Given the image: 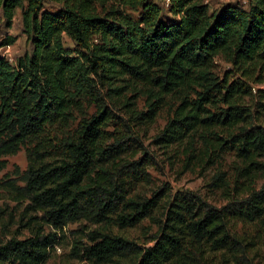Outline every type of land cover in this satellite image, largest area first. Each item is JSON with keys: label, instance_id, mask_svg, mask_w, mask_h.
<instances>
[{"label": "trees", "instance_id": "trees-1", "mask_svg": "<svg viewBox=\"0 0 264 264\" xmlns=\"http://www.w3.org/2000/svg\"><path fill=\"white\" fill-rule=\"evenodd\" d=\"M65 1L49 12L42 0H27L21 22L31 52L15 68L0 56V156L29 143L23 183L7 181V189L27 201L25 211L35 213L26 224L27 237L0 241V264H44L72 222L112 219L122 229L151 217L161 200L156 192L150 198L128 194L132 181L146 177L150 156L144 151L146 158L126 160L122 155L138 149L134 128L152 123L168 97L177 105L154 140L172 145L196 136L203 158L232 151L245 179L219 207L190 191L169 194L163 218L154 220L151 245L87 231L85 241L73 240L68 256L92 264L128 256L131 264H213L229 253L242 263L257 244L232 232V222L264 221V183L253 185L264 173V125L252 121L253 110L245 104L250 83L264 73V0H250L247 9L226 3L212 13L200 0H169L172 19L166 21L152 0H118L141 9L136 21L118 8L97 14L96 3L102 8L109 0ZM19 6L21 0H0L7 27ZM62 33L80 47L79 55L65 52ZM14 41L6 36L3 45ZM217 56L232 67L222 78L213 71ZM98 86L121 100L144 87L152 101L145 111L124 101L120 116ZM260 97L253 107L264 114V92ZM84 99L95 110L80 119L72 135L51 129L66 128L71 111H83ZM217 100L223 106L216 107ZM106 125L111 130H104ZM4 166L0 160V170Z\"/></svg>", "mask_w": 264, "mask_h": 264}, {"label": "rangeland", "instance_id": "rangeland-1", "mask_svg": "<svg viewBox=\"0 0 264 264\" xmlns=\"http://www.w3.org/2000/svg\"><path fill=\"white\" fill-rule=\"evenodd\" d=\"M161 8L160 18L170 20L171 15L166 10V4L169 0H152ZM207 6L208 13L216 11L220 6L226 3H238L242 8L247 9L250 0H200ZM27 0H21V6L16 7L10 27L5 25V19L0 9V56L6 58L8 62L16 67L17 60L25 54H30L31 44L26 34L23 32L21 22V7L26 6ZM66 4L65 0H42V9L52 12ZM104 7L96 3L97 14L104 15L105 12L118 8V10L130 18L138 20L141 14L139 7H123L118 0H109L104 3ZM108 10V11H107ZM121 33V27L118 29ZM6 36L15 38V41L9 45V48L3 45ZM62 47L65 52L71 56L79 55L81 49L71 40L66 34H61ZM95 42H99L95 40ZM107 41H105L106 43ZM7 49V51H5ZM232 69L231 65L217 56L214 58V73L222 78L225 72ZM258 75H256L257 77ZM257 79V78H256ZM252 95L245 99V104L251 106L253 110V122L264 125V114L254 110L253 102L259 100L260 94L264 92V73L257 81L250 83ZM98 89L106 104H110L115 114L124 116L122 103L131 102V108L135 110H147L150 100L145 88L140 87L138 90L126 92L125 97L114 99L113 96H108L111 92L105 88L98 86ZM259 90L261 92H259ZM263 91V92H262ZM113 102V103H111ZM163 106L159 108L152 123L139 124L135 129L136 137L141 145L138 149L130 148L123 154V158L142 159L150 156V165L145 167L146 177L141 181H132L129 196L150 198L153 193L161 199L159 207L155 209L151 217L143 218L138 224L133 227L120 229L112 219L100 223H94L87 220H79L67 224L60 233V239L57 244L60 251L54 248L50 249L49 256L44 264H92L87 261L72 259L68 256L70 246L75 238H82L85 241V233L87 231H97L102 233L117 234L126 237L139 246L151 245L152 235L157 229L155 223L159 218H163L166 206V199L176 191H190L210 205L219 207L226 203L227 193L233 192L235 185H240V182L245 179L241 173V163L237 160L232 151L223 152L219 157L212 158L201 157L198 155V148L201 144L194 139L189 138L185 143L165 145L154 140V136L161 131L165 123L172 118L174 108L177 102L173 97H168L163 101ZM83 111H71L68 126L66 128L51 126V129H56L57 133L63 137L70 136L74 133L78 122L85 115L89 116L95 107L93 102L84 99ZM223 106V103L216 101V107ZM212 110L215 107H211ZM112 125H106L104 130H111ZM29 143L21 146L15 153L0 156V160H5V166L0 170V241H3L12 236L17 238H25L29 235V230L26 227L29 216L35 213L25 211L27 205L26 200L15 198L7 189V181L14 182L17 185H22V173L27 166L26 147ZM214 179V180H213ZM264 183V173L256 175L255 188H259ZM220 184L221 186H218ZM264 220V218L262 219ZM231 231L240 237L245 238V242H256L257 247L247 254V259L242 263L233 261L229 253L219 255L213 264H264V221L260 220H235L231 224ZM251 247V246H250ZM132 257L121 258L110 264H131Z\"/></svg>", "mask_w": 264, "mask_h": 264}, {"label": "built area", "instance_id": "built-area-1", "mask_svg": "<svg viewBox=\"0 0 264 264\" xmlns=\"http://www.w3.org/2000/svg\"><path fill=\"white\" fill-rule=\"evenodd\" d=\"M4 46H6V48H9V45H4ZM5 51H7V49H6ZM53 248H54L55 250H57V251H60V249L58 248L57 245H54Z\"/></svg>", "mask_w": 264, "mask_h": 264}]
</instances>
